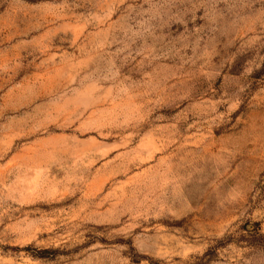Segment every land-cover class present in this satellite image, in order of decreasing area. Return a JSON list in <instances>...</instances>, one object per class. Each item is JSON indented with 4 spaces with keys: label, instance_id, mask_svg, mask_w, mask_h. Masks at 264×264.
<instances>
[{
    "label": "rangeland",
    "instance_id": "1",
    "mask_svg": "<svg viewBox=\"0 0 264 264\" xmlns=\"http://www.w3.org/2000/svg\"><path fill=\"white\" fill-rule=\"evenodd\" d=\"M0 264H264V0H0Z\"/></svg>",
    "mask_w": 264,
    "mask_h": 264
}]
</instances>
